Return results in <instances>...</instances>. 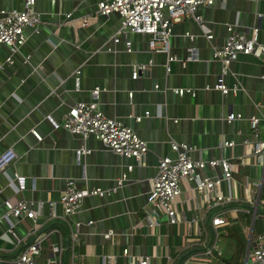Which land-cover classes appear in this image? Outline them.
Returning a JSON list of instances; mask_svg holds the SVG:
<instances>
[{
	"label": "crops",
	"instance_id": "0c3cea01",
	"mask_svg": "<svg viewBox=\"0 0 264 264\" xmlns=\"http://www.w3.org/2000/svg\"><path fill=\"white\" fill-rule=\"evenodd\" d=\"M21 1L0 0V9H19ZM98 1L36 0L34 10L41 18L37 30L24 28L26 40L13 54L0 44V154L12 148L17 155L0 172V264H16L18 253L36 232L47 234L39 264H136L144 254L151 256V264H168L167 257L173 264H245L257 234L264 230V157L262 162L247 158L242 143L244 138L256 139L251 116L260 118L258 134L264 138V55L239 54L224 76L227 86L239 88L223 94L212 88L222 69L213 52L224 44L229 24L246 33L258 26V41L264 44V0H214L199 6L198 14L212 37L208 39L193 18H181L173 25L168 53L151 50L143 34L129 33L131 52L122 38L113 42L121 18L117 13L96 15ZM85 18L89 21L83 26ZM191 48L193 58L186 60ZM8 56L12 63L6 64ZM169 56L176 59L168 63ZM139 65L146 68L134 79L133 66ZM96 86L101 88L96 98L99 110L146 140L148 151L141 164L105 148L93 136L83 139L54 129L48 120L50 116L59 121L71 105L92 101ZM174 88H190L193 94L178 95ZM230 113L241 117L228 121ZM172 141L192 146L193 159L226 158L233 164L231 180L222 184L229 202L204 203L201 194L183 181L174 206L181 222L204 216L211 227L216 217L215 245V236L199 238L195 225L188 236L182 223L175 234L174 226L163 221L155 228L160 236L151 235L146 220L151 181L157 160L174 156ZM224 141L234 145L223 146ZM80 145L89 151L77 156ZM129 164L133 168L127 171ZM123 172L127 179L122 186L104 196H86L72 216L79 227L71 258L69 231L50 216L46 200H58L70 180L80 189L110 190ZM207 172L220 175L219 169ZM16 173L26 177V188L18 193L11 184ZM19 198L33 201L35 209L37 202H44L36 218L5 215L4 201ZM107 230L113 231L109 238L104 237ZM188 238L211 244L210 254L199 244L190 246ZM123 248H128L126 255Z\"/></svg>",
	"mask_w": 264,
	"mask_h": 264
},
{
	"label": "built area",
	"instance_id": "2783aa9c",
	"mask_svg": "<svg viewBox=\"0 0 264 264\" xmlns=\"http://www.w3.org/2000/svg\"><path fill=\"white\" fill-rule=\"evenodd\" d=\"M224 1V0H222ZM36 0H22L21 8L12 10L0 9V44L9 46L11 54L23 45L26 40L24 28L30 27L37 30L40 23V14L34 10ZM214 0H99L95 10L96 15L109 16L111 13H117L120 16V26L113 36V42L117 43L122 38L125 42L126 51L131 52L132 45L129 40V33H138L148 36L149 48L155 52L168 53L169 39L172 35L173 25L181 18H193L199 25L200 29L206 37L210 39L212 35L206 24L198 14L199 6L212 5ZM89 18L81 21L83 26L87 25ZM228 36L224 44L220 48L214 49L213 58L220 62L222 69L218 74L212 88L219 90L223 94L228 92L235 93L239 86L229 87L224 82V76L227 73L231 62L235 61L239 54H250L255 57L264 55V44L258 41V26L251 28L250 32H239L234 26L227 25ZM185 35L192 38L189 33ZM190 55L186 60L193 58V49L189 50ZM176 57L169 56L168 63L175 60ZM6 64L12 63V57L8 56L5 60ZM3 63H0V68ZM146 68L145 65L133 66L132 78H136L140 71ZM169 70V67H167ZM78 87V79L76 78ZM208 88V87H207ZM101 88L96 86L92 89L91 94L93 100L89 102H77L71 105L64 113L61 120H54L48 116V120L54 129L63 128L72 134H76L83 139L93 136L100 140L103 146L112 152L132 158L135 163L141 164L148 151L146 140L140 138L138 134L128 125L120 120L109 118L98 108L96 98ZM174 92L178 95L184 93L193 94L190 88H174ZM145 116L149 112L144 113ZM240 114L230 113L226 119L231 121L240 118ZM141 116H136L135 120L140 121ZM252 132L256 139L250 141L244 138L242 143L247 146L245 156L256 157L259 161H263L264 157V138H260L258 134V124L260 118L251 116L249 118ZM31 133L38 140H42V136L32 129ZM223 146L234 145L233 141H224ZM173 157L163 156L157 160V170L151 181V192L149 202L150 210L146 213L148 227L151 229V235H158L155 228L165 221L169 226H178L182 223L188 229V236L193 225L196 226L197 235L199 236H215L213 245L217 242V228L214 222L217 218H213L212 226H207L205 218L190 217L181 222L178 219L177 210L174 207L178 197L182 192V182L188 183L192 192L201 194L204 203L213 202L217 205H224L229 202L230 198L224 194L222 184L232 178L233 164L226 158H212L209 160L193 159L190 155L193 147L183 143L172 141L170 143ZM89 151L84 145H80L76 150L77 156L85 154ZM16 153L12 148H8L0 154V172L5 169L15 158ZM133 168L132 164L127 166V171ZM220 170V175L209 174L207 171ZM127 179L126 172H123L116 180V186L103 190L99 187L78 188L73 181H68L66 186L59 194L58 200L48 199L46 204L49 207L50 216L64 223L69 231L70 249L72 257L74 256V246L78 241L77 229L79 223L72 220V216L80 208L83 199L86 196H104L110 191L116 190L122 186ZM264 180V172H263ZM15 191L21 192L26 188V177L20 174H14L11 180ZM44 202H37L36 209L33 208V201L19 198L16 201L5 200V215L15 218L34 219L39 214V209ZM60 208L58 211L57 208ZM92 222H88L91 224ZM10 234L18 242L12 228H9ZM112 230L104 233L105 238L111 237ZM45 232H36L34 239L26 244L18 253L16 264H39L41 255V242L46 238ZM160 236V235H158ZM190 240V246L199 244L203 247L201 251L210 254L211 244L203 239V241ZM196 242V243H195ZM55 249V248H54ZM54 252V251H53ZM128 248H123L122 254L126 255ZM113 259L114 256H107ZM106 258L105 256L103 259ZM151 256L144 254L139 256L136 264H151ZM73 261V259H72ZM167 263L173 264L171 259L167 257ZM245 264H264V230L256 236V246L247 254Z\"/></svg>",
	"mask_w": 264,
	"mask_h": 264
},
{
	"label": "rangeland",
	"instance_id": "374dc122",
	"mask_svg": "<svg viewBox=\"0 0 264 264\" xmlns=\"http://www.w3.org/2000/svg\"><path fill=\"white\" fill-rule=\"evenodd\" d=\"M174 233L176 234L177 232H178V226H174ZM164 236L167 234V227H166V225L164 224L163 225V228H162V232H161ZM171 237H173V236H171Z\"/></svg>",
	"mask_w": 264,
	"mask_h": 264
}]
</instances>
